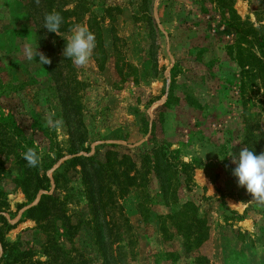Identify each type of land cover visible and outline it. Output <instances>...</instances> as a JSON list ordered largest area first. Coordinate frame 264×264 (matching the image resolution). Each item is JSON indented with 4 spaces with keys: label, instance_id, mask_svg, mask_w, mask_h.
<instances>
[{
    "label": "rangeland",
    "instance_id": "1",
    "mask_svg": "<svg viewBox=\"0 0 264 264\" xmlns=\"http://www.w3.org/2000/svg\"><path fill=\"white\" fill-rule=\"evenodd\" d=\"M83 1L0 0V125L17 134L20 154L24 142L42 153L40 165H51L40 168L50 191L52 170L64 172L70 152L100 164L107 149H165L182 172L171 171L165 198L151 195V186L144 212L136 210L133 193L118 200L136 234L129 264H190V258L172 261L168 254L181 251L180 231L171 226L179 224L176 212L186 200L199 219L191 234L195 250L207 264H264V205L238 186L228 156L244 147L264 152V95L248 83L240 102L235 33L226 10L214 0ZM223 1L240 20L264 25V0ZM53 10L63 17L59 35L43 27L44 14ZM76 24L96 38L82 67L62 55L64 37ZM37 44L51 63L26 59L25 47ZM245 46L258 54L253 41ZM244 113H255L260 126L251 148L242 140ZM9 151L0 153V238L6 243L0 264H22L19 257L11 260L19 255L43 261L45 234L25 217L43 190L32 200L24 196L21 169ZM82 164L95 194L96 179L89 163ZM74 170L58 191L77 225L71 242L86 264H101L80 167Z\"/></svg>",
    "mask_w": 264,
    "mask_h": 264
},
{
    "label": "trees",
    "instance_id": "2",
    "mask_svg": "<svg viewBox=\"0 0 264 264\" xmlns=\"http://www.w3.org/2000/svg\"><path fill=\"white\" fill-rule=\"evenodd\" d=\"M80 1L84 2L83 0ZM214 1L228 13L227 18L230 20L228 26L235 33L234 52L232 55L239 68L238 91L240 102L243 103L244 99H246L243 89L248 83H250L251 88L260 89L264 95V31L262 33L259 32L260 29L264 30V25L254 26L248 21L240 20L234 14L232 8H225L226 5L223 0ZM252 41L258 47V54L245 46V43L248 44ZM255 115V113L242 114V140L250 148V141L256 142L260 134V126L255 120ZM16 136V133H11L9 126L0 125V153L10 150L8 154L12 151V157L17 159L21 169L18 184L28 200H32L39 190H43L37 201L25 209V217L34 220L44 232L45 237L40 247L46 259L39 261L19 255L12 257L11 260H17L19 257L21 261L19 263L22 264L87 263V256L74 248L71 242L77 225L72 221L71 215L67 214L65 200L60 198V193L58 192L59 188L64 191L66 186L64 183L70 180V173L72 171L75 172V166H79V172L86 189L85 197L91 214V231L99 251L101 264H129L126 256L131 257L134 252L133 243L136 234L129 220L123 214L118 200L125 194L133 193L136 210L144 212V197L150 195L148 188L154 186L156 189L151 195L154 196V194L159 193L162 198H165L166 186L173 170L176 174L182 173L177 170V167H172L168 162L165 149L155 145L138 152H120V154L114 150L109 152V149H107L105 159L100 164L97 161L94 162L90 157L75 155V152H70L72 156L62 162L64 172L57 171V168L52 170L53 188L50 191L49 179L44 172L40 173V168L46 169L51 165L42 166L39 164L36 167H29L26 160L21 157L22 142ZM24 144L31 147L29 142H24ZM258 151L253 150L257 155ZM82 162L89 163L92 174L96 179L94 180L95 194H93L91 184L88 182L89 178L83 170ZM181 165L184 166L183 163ZM116 167L120 168L119 172H117ZM167 171L170 172L169 176L166 175ZM193 205L191 201L186 200L181 205L184 210H181V208L177 210L176 217L180 219V222L179 224L172 222L173 225L171 227L180 231L178 234L182 237L181 251L170 250L171 252L168 254H170L172 261L182 259L184 262V259L190 258V264H207V261H204V256L196 253L197 239L191 237L194 226L199 221L196 213L192 212L194 210ZM171 215L173 214L170 213ZM57 223L59 225L56 227ZM102 228L103 236H105L104 241L101 235ZM159 228L164 231V225L161 222ZM0 246L2 250H5L6 243L1 238ZM5 253L6 251L4 252V257L7 255Z\"/></svg>",
    "mask_w": 264,
    "mask_h": 264
},
{
    "label": "clouds",
    "instance_id": "3",
    "mask_svg": "<svg viewBox=\"0 0 264 264\" xmlns=\"http://www.w3.org/2000/svg\"><path fill=\"white\" fill-rule=\"evenodd\" d=\"M63 17L55 10L44 14V25L49 32L59 35ZM66 45L62 55L71 60L75 66H85L88 64L96 47L95 34L84 24H76L70 29V35L64 37ZM25 57L28 60H35L39 56V63L49 64L51 60L36 47L28 45L25 47ZM26 150L21 153L29 167H36L40 164L42 153L35 147L25 146ZM232 163L235 167L232 174L237 178V184L244 187L258 203L264 205V152L255 154L252 150L244 147L238 156L231 153Z\"/></svg>",
    "mask_w": 264,
    "mask_h": 264
}]
</instances>
